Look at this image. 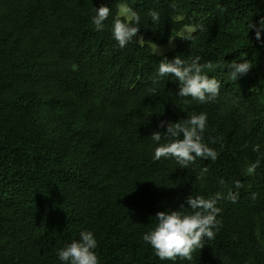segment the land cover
I'll return each mask as SVG.
<instances>
[{
	"label": "trees",
	"instance_id": "trees-1",
	"mask_svg": "<svg viewBox=\"0 0 264 264\" xmlns=\"http://www.w3.org/2000/svg\"><path fill=\"white\" fill-rule=\"evenodd\" d=\"M121 5L139 15L143 37L124 49L112 31ZM101 6L110 15L98 32ZM261 18L264 0H0V264H64L58 251L86 230L100 264H264V32L257 41L249 28ZM172 38L174 49L153 53ZM176 56L211 63L214 101L180 97L174 77L156 75ZM245 60L251 71L231 79L225 63ZM200 113L216 161H155L161 122ZM216 193L215 238L191 261H161L142 239L156 214Z\"/></svg>",
	"mask_w": 264,
	"mask_h": 264
},
{
	"label": "clouds",
	"instance_id": "clouds-1",
	"mask_svg": "<svg viewBox=\"0 0 264 264\" xmlns=\"http://www.w3.org/2000/svg\"><path fill=\"white\" fill-rule=\"evenodd\" d=\"M121 10L126 15V19H121L118 15L113 21L112 31L119 48L124 49L134 37L138 40H143V37H138L140 28L133 26V23L139 24V15L127 5H121ZM95 12L96 15L92 18V24L96 31H103L104 22L110 15V9L101 6L98 10L95 9ZM149 15L154 22L160 19L159 13L156 11L150 12ZM249 28L255 29V38L257 41H261V33L264 32V18L259 20L258 27L251 23ZM261 43L264 44V41ZM156 48V54H159L160 50L157 46ZM199 61L200 57H196L191 63H186L180 56H176L171 61L163 59L158 65L156 75L161 78L165 76L174 77L179 82L178 96L191 97L192 100L201 104L209 103L219 95L221 82L204 73L206 67L212 68L210 62L207 65H202ZM253 65V61L245 60L242 63L236 61L225 63L224 67L228 69L231 79L238 80V78L246 76ZM150 91L154 93L156 89L153 88ZM185 102L189 103V101ZM165 123L166 133L163 134V140L160 132H154L151 136L158 145L154 150L153 158L155 161L171 158L181 168H188L189 165L196 162L197 158L216 161L219 153L203 141V133L207 126L206 113L193 114L177 123L161 122L160 126L165 127ZM253 151L259 152L260 146L254 145ZM259 165L260 159L258 158L246 168L247 174H254ZM207 171V167L203 168L200 177L197 179L202 178ZM235 187L240 188L242 185L236 181ZM237 196L238 194L229 192L227 198L235 203ZM223 198L222 193H216L211 198H205L202 195H190L186 198L187 207L182 204L178 210L167 213L158 212L155 217L156 226L143 235V241L151 246L154 254L161 261L175 262L178 258L191 261L193 253L204 247L205 239H214L216 232L222 227V222L217 219L221 213L217 204ZM252 198H256L255 193ZM97 246L94 233L86 230L80 233L78 240H74L60 249L58 257L64 264H100L95 252Z\"/></svg>",
	"mask_w": 264,
	"mask_h": 264
},
{
	"label": "rangeland",
	"instance_id": "rangeland-1",
	"mask_svg": "<svg viewBox=\"0 0 264 264\" xmlns=\"http://www.w3.org/2000/svg\"><path fill=\"white\" fill-rule=\"evenodd\" d=\"M119 9H120V15L126 18V15L122 13L121 6ZM192 31H193L192 28L185 27L181 30L180 34H177V36H186V35L190 34ZM170 41H171V43H170ZM174 46H175V42H174V39L172 38L166 44H164L162 46H157L158 49L160 50L159 54H156L157 53L156 46H152V50H153L154 54L161 56V55H164V54L170 52L172 49H174Z\"/></svg>",
	"mask_w": 264,
	"mask_h": 264
}]
</instances>
